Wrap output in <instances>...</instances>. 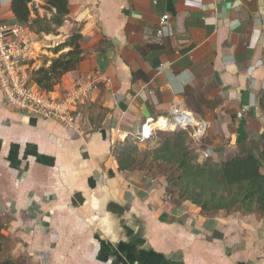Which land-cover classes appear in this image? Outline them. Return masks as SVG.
<instances>
[{
  "label": "crops",
  "instance_id": "obj_1",
  "mask_svg": "<svg viewBox=\"0 0 264 264\" xmlns=\"http://www.w3.org/2000/svg\"><path fill=\"white\" fill-rule=\"evenodd\" d=\"M67 2L57 34L33 33L30 69L75 32L82 59L54 91L85 75L100 83L75 105L76 129L10 107L0 91L2 253L17 264H264V215L173 203L163 177L119 171L111 152L175 106L206 125L192 139L199 161L250 149L264 131V0ZM10 4L0 16L12 22ZM164 12L173 34L147 42Z\"/></svg>",
  "mask_w": 264,
  "mask_h": 264
},
{
  "label": "trees",
  "instance_id": "obj_2",
  "mask_svg": "<svg viewBox=\"0 0 264 264\" xmlns=\"http://www.w3.org/2000/svg\"><path fill=\"white\" fill-rule=\"evenodd\" d=\"M35 1L11 0L10 7L17 21L25 23L37 35L57 34L68 14L67 0H41L49 17L39 15ZM80 39L81 34L72 32L51 48L58 55L50 59L49 65L44 63L30 71L36 86L53 91L61 77L77 67L82 59ZM258 104L264 110V95L259 98ZM163 133L165 135L160 137ZM191 139L189 129L177 128L159 132L155 145L150 148L142 150L137 141L128 136L115 142L111 152L119 171H143L153 164L168 166L175 172L174 176L167 177V185L175 187V192L168 195L166 186L168 197L177 196V201L169 197L173 203L188 201L198 206L203 214L223 210L264 215V131L251 135L252 148L227 157L220 163L209 160L210 157L199 162L194 148L190 146ZM4 241L0 227V264H17L2 253Z\"/></svg>",
  "mask_w": 264,
  "mask_h": 264
},
{
  "label": "built area",
  "instance_id": "obj_3",
  "mask_svg": "<svg viewBox=\"0 0 264 264\" xmlns=\"http://www.w3.org/2000/svg\"><path fill=\"white\" fill-rule=\"evenodd\" d=\"M172 34L169 14L164 12L145 39L161 44L164 38ZM37 44V39L25 23L5 21L0 16V91L4 102L21 112L52 119L68 129H76L74 107L86 94L98 88L100 79L96 75H85L61 95L54 90H41L30 76L29 62L35 56ZM205 127V123L196 120L190 110L175 106L169 116L146 117L139 125L138 132L131 137L138 144H154L159 132L182 128L189 129L191 138L199 141L204 136Z\"/></svg>",
  "mask_w": 264,
  "mask_h": 264
},
{
  "label": "rangeland",
  "instance_id": "obj_4",
  "mask_svg": "<svg viewBox=\"0 0 264 264\" xmlns=\"http://www.w3.org/2000/svg\"><path fill=\"white\" fill-rule=\"evenodd\" d=\"M35 7H36V9H37V11H38V13H39V15H41V16H43V15H46L47 17H49L50 16V14H49V12L47 11V10H45L43 7H42V5H43V1H39V0H36L35 1ZM33 16V15H32ZM31 65V64H30ZM32 69H34V68H32ZM165 135V133H163V134H161L160 135V137H163ZM252 142V141H251ZM156 143V142H155ZM155 143L153 144V143H146V144H139L138 146H139V148H141L142 150H144V149H147V148H150V147H152L153 145H155ZM197 143H195L192 139H191V143H190V146L191 147H197ZM251 147V145L249 146V148ZM252 148V147H251ZM245 150H243V149H239V150H236V154H240V153H243ZM209 160L211 159L212 160V158H208ZM202 161H204V160H200L199 162H202ZM217 163H219V162H217ZM148 171V172H146L147 174H149V175H151V176H155V177H160V178H164L165 179V181H166V183H167V177L168 176H174L175 175V172H173V171H171L169 168H168V166H166L165 164H160V165H155V164H153V165H148V167L147 168H144V170L143 171ZM175 187H172V186H170V185H167V194L169 195V193H171L172 194V192H175ZM170 197V196H169ZM171 200L173 201H177V196L176 195H171Z\"/></svg>",
  "mask_w": 264,
  "mask_h": 264
},
{
  "label": "bare ground",
  "instance_id": "obj_5",
  "mask_svg": "<svg viewBox=\"0 0 264 264\" xmlns=\"http://www.w3.org/2000/svg\"><path fill=\"white\" fill-rule=\"evenodd\" d=\"M80 102V101H79Z\"/></svg>",
  "mask_w": 264,
  "mask_h": 264
}]
</instances>
